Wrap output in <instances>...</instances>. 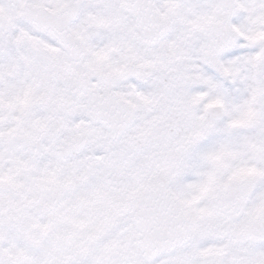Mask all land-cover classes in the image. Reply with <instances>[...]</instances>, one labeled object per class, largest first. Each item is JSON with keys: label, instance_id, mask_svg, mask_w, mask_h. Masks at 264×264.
Masks as SVG:
<instances>
[{"label": "snow or ice", "instance_id": "obj_1", "mask_svg": "<svg viewBox=\"0 0 264 264\" xmlns=\"http://www.w3.org/2000/svg\"><path fill=\"white\" fill-rule=\"evenodd\" d=\"M0 264H264V0H0Z\"/></svg>", "mask_w": 264, "mask_h": 264}]
</instances>
